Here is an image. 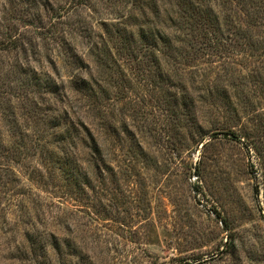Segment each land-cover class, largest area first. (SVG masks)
<instances>
[{
  "label": "rangeland",
  "instance_id": "1",
  "mask_svg": "<svg viewBox=\"0 0 264 264\" xmlns=\"http://www.w3.org/2000/svg\"><path fill=\"white\" fill-rule=\"evenodd\" d=\"M0 264H264V0H0Z\"/></svg>",
  "mask_w": 264,
  "mask_h": 264
},
{
  "label": "trees",
  "instance_id": "2",
  "mask_svg": "<svg viewBox=\"0 0 264 264\" xmlns=\"http://www.w3.org/2000/svg\"><path fill=\"white\" fill-rule=\"evenodd\" d=\"M44 86L48 87V86H49V84H45Z\"/></svg>",
  "mask_w": 264,
  "mask_h": 264
}]
</instances>
